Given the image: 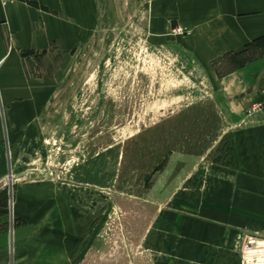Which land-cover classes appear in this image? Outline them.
I'll use <instances>...</instances> for the list:
<instances>
[{"label": "rangeland", "instance_id": "obj_1", "mask_svg": "<svg viewBox=\"0 0 264 264\" xmlns=\"http://www.w3.org/2000/svg\"><path fill=\"white\" fill-rule=\"evenodd\" d=\"M168 18L104 10L68 56L28 53L39 109L22 128L17 170L67 188L95 217L73 264H158L148 237L159 218L189 207L191 183L204 186L229 101H254L244 90L230 99L221 77L249 66L264 82V37L226 53L193 48L189 30H166ZM18 182L0 190V229L13 226ZM246 257L264 264V240L251 236Z\"/></svg>", "mask_w": 264, "mask_h": 264}, {"label": "crops", "instance_id": "obj_2", "mask_svg": "<svg viewBox=\"0 0 264 264\" xmlns=\"http://www.w3.org/2000/svg\"><path fill=\"white\" fill-rule=\"evenodd\" d=\"M104 10L171 16L166 30L178 23L193 48L221 53L264 37V0H0V180L19 175L13 226L0 229V264H73L76 242L95 222L67 188L17 169L28 138L22 128L33 126L28 112L39 109L28 53L68 56ZM254 75L249 66L234 69L221 77L222 89L230 99L244 90L258 100L264 82ZM232 102L204 186L191 183L189 207L170 208L148 237L158 264H249L251 236L264 240V122L244 121L249 104Z\"/></svg>", "mask_w": 264, "mask_h": 264}, {"label": "built area", "instance_id": "obj_3", "mask_svg": "<svg viewBox=\"0 0 264 264\" xmlns=\"http://www.w3.org/2000/svg\"><path fill=\"white\" fill-rule=\"evenodd\" d=\"M4 5L15 0H1ZM245 116L251 120H260L264 122V88L261 90V97L253 103L245 111ZM256 120V121H257Z\"/></svg>", "mask_w": 264, "mask_h": 264}, {"label": "water", "instance_id": "obj_4", "mask_svg": "<svg viewBox=\"0 0 264 264\" xmlns=\"http://www.w3.org/2000/svg\"><path fill=\"white\" fill-rule=\"evenodd\" d=\"M30 171H34V170H30ZM30 171H28V172H30ZM17 177H19V175H15V174L10 173L7 177L2 178V179L0 180V190H1L3 187H5L7 184H11V183H13L14 179L17 178ZM63 181H64V180H63ZM65 182H66V181H65Z\"/></svg>", "mask_w": 264, "mask_h": 264}]
</instances>
